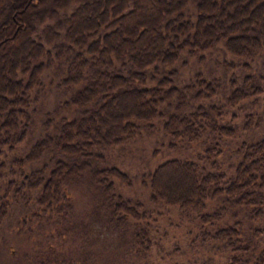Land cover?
I'll list each match as a JSON object with an SVG mask.
<instances>
[{"label":"trees","instance_id":"obj_1","mask_svg":"<svg viewBox=\"0 0 264 264\" xmlns=\"http://www.w3.org/2000/svg\"><path fill=\"white\" fill-rule=\"evenodd\" d=\"M216 49L239 75L219 86L196 70L181 85V67ZM259 58L264 0H0V225L66 220L75 187L107 217L136 222L149 209L118 191L131 176L110 153L157 127L154 153L176 155L141 174L148 204L194 211L200 242L227 249L224 264H260L264 133L251 122L262 113H244L241 141L231 122L264 91L249 71ZM147 231L134 234L139 247Z\"/></svg>","mask_w":264,"mask_h":264},{"label":"rangeland","instance_id":"obj_2","mask_svg":"<svg viewBox=\"0 0 264 264\" xmlns=\"http://www.w3.org/2000/svg\"><path fill=\"white\" fill-rule=\"evenodd\" d=\"M207 58L201 64L192 59L187 65L181 67L178 78L181 85L191 78L196 70L202 75L208 74V80H213L219 86H223L234 72L238 74L237 59L231 54L223 53L220 49L205 52ZM262 59L252 62L249 71L260 75L259 80L264 78V66L260 63ZM249 72H244L247 75ZM233 77V76H232ZM256 77V76H255ZM257 78V77H256ZM44 80V79H43ZM240 80V79H239ZM238 80V82H239ZM257 86L262 87L255 82ZM54 91L46 94L43 104L50 109L54 98ZM218 99H220L218 97ZM224 101L223 99H221ZM241 108L234 111L232 123H237V140L246 136L241 127L246 121L244 113H262V119L254 117L258 128H253V134L264 133V91L260 93L257 100H243ZM159 125V123H157ZM245 128V127H244ZM162 131L157 127L154 133L143 132V136L123 150L115 149L110 155H114V161L120 165L122 170L128 171L131 176V184L128 186L118 185V191L125 198L141 202L142 209H149L143 217L135 220L114 221L106 216L102 208L100 198L83 193L80 188L75 187L68 193L70 199V214L67 219L51 217L48 220L42 216L26 218L17 223H9L7 218L0 225V253L2 264H224L227 259L226 250L219 245L209 244V240L200 242L201 235L198 232L199 225L196 224L194 211L180 213L176 206L158 207L149 205L147 187L142 178L148 167L155 166L158 161L176 155L173 151L160 150ZM236 137V136H235ZM241 141V140H239ZM28 144L23 143L27 148ZM235 146V143H231ZM31 209V206H30ZM212 209V208H210ZM138 211V212H139ZM57 219V220H56ZM53 220V221H52ZM264 226V221L262 223ZM142 227L148 229L143 247L137 245L136 233ZM260 264H264L262 259Z\"/></svg>","mask_w":264,"mask_h":264}]
</instances>
